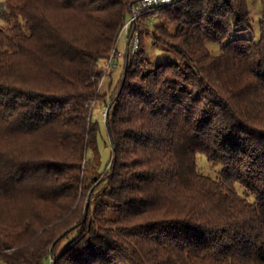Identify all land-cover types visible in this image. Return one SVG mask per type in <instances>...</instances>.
Here are the masks:
<instances>
[{"label": "trees", "instance_id": "16d2710c", "mask_svg": "<svg viewBox=\"0 0 264 264\" xmlns=\"http://www.w3.org/2000/svg\"><path fill=\"white\" fill-rule=\"evenodd\" d=\"M137 1L0 0V264H264V0L258 38L250 0L141 14L101 92ZM153 18L182 65L151 66Z\"/></svg>", "mask_w": 264, "mask_h": 264}, {"label": "rangeland", "instance_id": "374dc122", "mask_svg": "<svg viewBox=\"0 0 264 264\" xmlns=\"http://www.w3.org/2000/svg\"><path fill=\"white\" fill-rule=\"evenodd\" d=\"M250 4H251V10H252V28H253V35L255 36V38H258V23L262 17V13H263V4L261 2V0H250ZM156 21L155 18H153V20L151 21V24H149L148 29H145V31L142 32V39H143V46H144V50L146 51V54L149 58V61L152 63L151 66H155L159 63H164V62H174L177 64H183V60L181 58V56L174 50L168 48L167 46H165L162 43H155L153 36H152V24ZM5 25V22L0 19V27ZM123 23L121 24L119 30H118V34H117V38L120 34L121 31V27H122ZM150 27V28H149ZM169 27L170 29H174V25L169 23ZM251 31L248 32H243L241 33V35L243 36H247V35H251ZM125 46H126V41H125V36L123 34L120 35L119 39H117V43H116V48L117 50H112L111 53L113 51H115V56L111 62V64L109 65L108 68L107 64H105V67L103 68V74L105 75L101 81L100 84V88H101V92H111L114 87L116 86V84L119 81V78L122 74L123 68H124V61H123V56L122 55H118V53H122L125 50ZM210 49L214 52V53H218L219 52V45L217 44H212L210 45ZM110 53V55H111ZM111 57V56H109ZM109 59V58H108ZM108 61V60H107ZM115 64H112L114 63ZM119 63V64H118ZM118 64V66H117ZM92 106V105H91ZM103 105L101 103V101L96 100L94 105L92 106V119L94 121L99 122V134H98V152L100 155V160H99V168L103 169L104 167L107 166L108 161H109V156H110V144L106 135V130H105V124H104V114L106 113L107 109H105V112H103ZM202 156H199V158H201ZM200 167L204 168V171H207L211 174H216L217 173V168L213 167L212 165L208 164L205 160L200 159L199 161ZM236 190L238 192H242V188L240 186H238L237 184L235 185ZM65 244V240L61 241L60 243V248L62 249V247ZM45 264H48L47 261H45Z\"/></svg>", "mask_w": 264, "mask_h": 264}, {"label": "built area", "instance_id": "2783aa9c", "mask_svg": "<svg viewBox=\"0 0 264 264\" xmlns=\"http://www.w3.org/2000/svg\"><path fill=\"white\" fill-rule=\"evenodd\" d=\"M172 2H174V0H139V1H137L131 9L130 16L123 22V25L121 27V31H120V34L118 36V39H119L120 35L123 34L125 36L126 43L128 42L129 45H131L130 46L131 52L132 53L136 52L138 50L139 44H140L139 36L136 32H132L130 34L131 26L132 25L135 26V21L137 19H139L141 14L148 12V11H153L156 8H159L161 6L169 5ZM129 35H130V38L127 39V37ZM124 54H125V51L122 53H120V52L118 53V55H122V56ZM110 56L111 57H109V59L107 61L108 64L106 63L107 64L106 68H108L109 65L111 64V62L115 56V51H113ZM112 64H115V62ZM102 79H103V77H102ZM102 79L100 81H102Z\"/></svg>", "mask_w": 264, "mask_h": 264}]
</instances>
